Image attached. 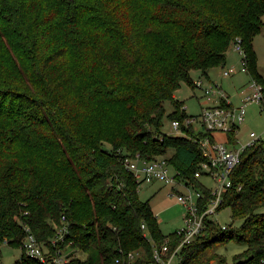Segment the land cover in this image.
Returning <instances> with one entry per match:
<instances>
[{
  "label": "trees",
  "instance_id": "obj_1",
  "mask_svg": "<svg viewBox=\"0 0 264 264\" xmlns=\"http://www.w3.org/2000/svg\"><path fill=\"white\" fill-rule=\"evenodd\" d=\"M263 15L264 0H0V247L21 249L32 235L67 264H126L175 240L123 158H164L197 184L204 133L184 125L174 95L194 88L192 74L225 65L237 38L264 88L253 49ZM166 102L182 135L161 132ZM231 181L218 209H230V224L206 222L180 264H225L211 249L229 241L245 246L232 264H264V140L242 153ZM62 217L67 233L52 249ZM15 264L42 263L22 251Z\"/></svg>",
  "mask_w": 264,
  "mask_h": 264
},
{
  "label": "built area",
  "instance_id": "obj_2",
  "mask_svg": "<svg viewBox=\"0 0 264 264\" xmlns=\"http://www.w3.org/2000/svg\"><path fill=\"white\" fill-rule=\"evenodd\" d=\"M239 42L240 40L237 38L232 45L242 55L240 69L237 71L234 67L223 68L222 75L224 77H229L236 72L247 73L245 55ZM192 85L200 91L203 99L199 115L187 117L184 121L186 127L197 123L204 133V136L195 140L204 159L195 172V177L207 176L215 187L213 190H208L206 196L200 192L201 196L197 201H193L190 194L179 193L177 201L186 209V215L183 219L182 228L174 234L175 240L166 238L160 248L153 249L151 258L146 261H142L141 254L138 252L129 253L126 264H171L175 257L178 258L182 247L191 244L197 237L203 236L206 222L217 213L225 193L232 187L231 176L241 162L242 153L264 140V134L254 132L248 134V139L244 143H240L236 139L238 127L245 120L246 107L256 105L264 111V88L262 84L251 78L246 93L237 107H233L228 102V98L214 81L203 82L199 79L192 81ZM171 126L177 135H182L180 123L177 120L171 121ZM231 133L235 137L234 144L228 138V134ZM217 134L223 136V141L217 139ZM123 165L139 184L144 181L155 180L167 185L176 182V185L187 187L190 183L178 176L177 172L172 171L164 158L144 160L139 154H135L124 157ZM180 179L183 180L184 184L180 182ZM64 222L65 218L62 217V224L56 227L55 238L51 241L52 249L61 243L67 233ZM174 241H177L176 246L171 248ZM21 249L24 254L37 259L42 264H67L69 262L61 251L57 250L52 254L50 248H45L44 245L38 243L32 235H26Z\"/></svg>",
  "mask_w": 264,
  "mask_h": 264
},
{
  "label": "rangeland",
  "instance_id": "obj_3",
  "mask_svg": "<svg viewBox=\"0 0 264 264\" xmlns=\"http://www.w3.org/2000/svg\"><path fill=\"white\" fill-rule=\"evenodd\" d=\"M262 28L260 32L253 39V49L256 55V67L257 74L262 78L264 82V15L261 18ZM242 61V55L232 45L228 51L225 69L234 67L238 71L240 69ZM223 69V68H222ZM220 67L213 68L208 71L207 77L210 80L216 82L220 87L223 94L228 98V102L233 106L237 107L240 104V100L246 93L248 82L251 77L248 73L236 72L235 74L224 77ZM207 77L201 76L200 73L192 74V81L202 80L208 82ZM193 95L192 88L186 84H182L181 87L176 91L174 97L177 101L183 103L185 114L188 117H196L199 115L200 106L199 103L203 102L201 93L194 91ZM199 101V102H198ZM165 115L162 120L161 132L166 136H178L177 133L172 129L171 121L167 116L172 113V105L166 102L164 105ZM194 129L200 130V126L195 123ZM254 132L256 134H264V111L256 105H248L245 109V120L242 125L238 127L236 133V139L240 143H244L248 139V134ZM217 139L223 141V136L217 134ZM109 148V146H107ZM173 171V170H172ZM173 174H175L173 172ZM180 182L184 184L183 180ZM175 184H163L158 181H144L139 184L138 197L140 201L147 202L153 215L156 217L158 223V229L164 237H169L175 234L183 226V219L186 215V209L184 206L179 204L177 196L179 193L185 195L190 194L193 201L201 196L202 189L213 190L214 183L207 176H200L197 178V184L188 183L187 187L184 185ZM264 213V210H261ZM230 209L221 208L213 215L210 220L216 227L228 226L231 222ZM240 225L239 221H235L233 227L237 228ZM146 235V234H145ZM153 247V246H152ZM217 249V250H216ZM211 250H216L218 257L225 260V264H232V259L235 255L242 253L245 250V246L236 244L234 241H229L226 244H219L217 247H213ZM22 255L20 248L10 247L6 244L0 247V264H15ZM79 261L84 260V255L73 254ZM218 259H212L208 264H217ZM171 264H180L178 258H174Z\"/></svg>",
  "mask_w": 264,
  "mask_h": 264
},
{
  "label": "crops",
  "instance_id": "obj_4",
  "mask_svg": "<svg viewBox=\"0 0 264 264\" xmlns=\"http://www.w3.org/2000/svg\"><path fill=\"white\" fill-rule=\"evenodd\" d=\"M227 54H228V52H227ZM227 58V57H226ZM225 65H222V66H220V68L222 69V68H225L224 67ZM218 68V67H217ZM223 70V69H222ZM210 71V70H209ZM207 81H212V80H210L209 79V77H207ZM215 81V80H214ZM194 91H198V90H196L195 88H192V92H193V95L195 96V94H194ZM200 92V91H199ZM199 102V101H198ZM199 106H200V108L202 107V103H199Z\"/></svg>",
  "mask_w": 264,
  "mask_h": 264
}]
</instances>
